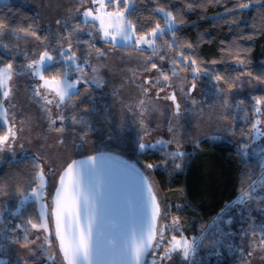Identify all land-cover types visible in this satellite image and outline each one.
Instances as JSON below:
<instances>
[{"label": "rangeland", "instance_id": "obj_1", "mask_svg": "<svg viewBox=\"0 0 264 264\" xmlns=\"http://www.w3.org/2000/svg\"><path fill=\"white\" fill-rule=\"evenodd\" d=\"M11 1L36 12L44 39L42 43L35 37L18 31L0 36V48L11 59L16 73L12 81V95L4 103L9 120V124L5 126L7 129L14 122L18 132L14 148L0 153V164L7 156H40L45 172L47 173L49 168L53 170L47 178V191L51 194L58 183L59 174L67 163L110 151L133 162L137 161L135 153L139 150L138 143L141 138L148 144L163 140L165 148L174 153H190L202 142L236 144L241 141L244 144V156L259 160L261 170L245 190L240 191L222 210L248 192L250 187H255L264 195V187L260 183L264 174V114L259 116L260 134L252 131V124L257 119L255 101L258 97L264 100V83L241 74L234 86L227 88L220 81L208 79L203 71L196 74L194 79L193 67L178 70V75L172 77V61L175 58L167 53L165 46H159L155 41L158 49L156 55H153L151 48L143 44V52L136 50L134 46L112 48L111 44L105 43L93 29L92 23L96 22L84 24L82 12L88 7H94L91 0L83 6L82 0ZM162 16L164 18L163 13ZM58 20L61 21L59 25L56 23ZM79 22L82 23L80 28L84 30L75 33L76 38L72 43L77 46L78 56L87 57L90 65L98 68L95 74L92 73L91 67L87 68L88 76L95 75L101 83L99 87L94 83L78 85L80 95L73 96L61 109H57L55 105L47 106L51 108L49 117L41 107L43 102L38 97H33L34 88L41 81L31 75L27 64L32 59H38L45 46L58 47L57 41L80 25ZM165 27L164 21L161 28ZM89 32L93 35H89ZM81 37H87L90 41L85 43ZM147 38L156 40V37ZM64 47H67V44H64ZM96 48L106 51V55L98 59ZM161 55L164 56L163 60L160 59ZM148 57L152 59L146 62ZM153 62L169 75L168 81H164L156 70H143L145 67L151 68ZM77 75L79 74L73 73L70 79ZM145 78L159 79L164 85V90L159 92V98L158 88L150 85H146L150 87L148 95L143 94L138 85L142 84ZM193 83L196 87L191 91V98H188L187 91L192 88ZM173 93L180 104L178 116L175 115L173 102L164 98ZM141 99L146 101L148 108L143 117L145 128L140 124L138 106ZM192 99H195V104ZM260 107L264 113V103ZM60 115L65 117L63 121L58 119ZM50 120H55L56 124L50 126ZM59 127L64 130L56 131L55 128ZM144 169L149 175L150 170L147 167ZM222 210L208 224L209 228L213 226L211 234H214L216 239V243H213L215 250L207 254L208 257L220 259L221 251L225 249L228 256L237 259V264H264V251L257 249L251 256L247 255L252 251L254 243L258 244L261 238L259 231L253 234V228H259L264 223V203L254 198L247 201L246 205L238 206L234 210L231 225L218 223ZM0 214V218L8 226L7 232L0 230V259L7 264H63L55 242L53 247L49 248L42 231L37 232L32 230L30 225L6 220L3 213ZM16 224L25 225L30 230L27 237L19 229L11 230ZM2 227L0 226V229ZM202 234L189 239L199 242V247L189 262L184 261L181 253L176 252L172 253V260L165 264L205 263L206 259L198 254ZM20 239L29 240L28 247L21 246ZM50 239L54 241L53 236ZM53 251L57 252L55 261L48 259ZM148 259L150 261L151 256Z\"/></svg>", "mask_w": 264, "mask_h": 264}, {"label": "snow or ice", "instance_id": "obj_2", "mask_svg": "<svg viewBox=\"0 0 264 264\" xmlns=\"http://www.w3.org/2000/svg\"><path fill=\"white\" fill-rule=\"evenodd\" d=\"M87 2L88 0H82L81 6ZM91 4L94 7H88L82 12L83 23L87 25L90 22H96L92 23L93 29L100 34L105 43L111 44L112 48L134 46L136 50L143 52L144 49L141 48L143 44L151 48L153 55H156L158 49L155 40L147 38L148 36L155 38L166 34V32H172L173 41L175 40L174 26L176 21L170 11L158 9L159 12L164 14L165 28H161L160 24H157L150 33L138 35L136 26L127 18V14L134 7L132 0H91ZM249 7H251L250 3L240 5L241 9ZM56 23L59 25L61 21L58 20ZM83 30L77 25L75 29L67 32L57 41L58 47L45 46V50L39 55V58L32 59L27 64V69L31 75L41 81L40 84L35 86L33 97H38L43 102L41 107L49 114V117H51V108L47 106L55 105L57 109H61L73 96L80 95L78 85L94 83L97 87L100 86L101 82L95 75L89 77L86 72V69L91 67L92 73L95 74L98 72V68L91 66L87 57L78 56L77 46L72 43V40L76 38L75 33ZM16 31L33 36L43 43L44 38L33 31L31 26L17 30L0 21V36ZM89 35H93V33L89 32ZM134 37L135 39H133ZM64 44H67V47H64ZM173 46L172 43L168 44L170 48ZM2 47L6 48L7 45H2ZM188 47H191V45H188ZM95 51L98 59L106 55V51L99 48H96ZM90 55L91 53H89ZM178 57L179 59L172 61V77L178 75V70H186L189 66L194 69V79L196 74L204 71L198 66L196 59H190L183 53H179ZM151 59L152 57H148L146 62L151 61ZM160 59L163 60L164 56L161 55ZM54 65H58L59 70L46 76L45 71L51 69ZM143 70L146 72L156 70L164 81L170 79L169 75L164 73L154 62L151 63V68L145 67ZM73 73L79 75L75 76L74 79H70ZM14 74L16 73L13 63L10 62L6 65L0 63V119H2L4 125L9 124L4 103L12 95ZM204 74L207 75L208 73L204 71ZM221 79L222 77L219 75L215 77L217 81ZM146 85L158 88V98L159 92L164 90V85L161 84L159 79L145 78L142 84L138 85L145 96L150 92V87H146ZM195 87L196 85L193 83L192 88L187 91L188 98H191V91ZM164 98L173 102L176 109L175 115L178 116L180 114V104L177 103L176 95L173 93ZM192 103H196L195 99H192ZM225 103L227 104V101ZM255 103L257 105L255 107L257 119L252 124V131L259 135L260 129L258 126L261 124L259 116L264 114L260 105L264 103V100L258 97ZM138 107L141 117L140 124L142 128H145L143 117L148 111L146 101L141 99ZM58 119L63 121L65 117L60 115ZM55 124V120H50V126ZM55 130L62 132L64 129L59 127ZM147 134L145 129V135ZM17 139L18 132L13 122L7 128V131L0 134V153L12 150ZM21 147L23 146L21 145ZM157 147L163 149L166 144L163 140L156 141L155 144H148L143 142V138L138 143L141 152L155 150ZM169 155L183 156V153L177 151L169 153ZM97 159L96 156H89L86 160H72L67 163L59 174L58 185L54 186V192L49 194L47 191V178L53 170L49 168L46 173L41 163L42 158L40 156L32 157L36 168L32 180L34 186L30 188V192L22 193L23 199L20 201V207H23L29 201L37 204L38 214L36 220L38 222H34L32 218H29L26 222L27 225H30L32 230L44 233V240L49 248H52L55 242L63 264H165V262L172 260V253L176 252L181 253L184 261L189 262L197 247H199V242L195 239H187L182 232L179 233V236L172 234L170 239L167 237L168 233L179 232V218L173 217L170 225L163 222L165 214L153 191L152 184L143 173L134 167L129 166V176L134 178L135 185L140 193L136 209L132 214L120 218L121 222L118 228L105 230L104 221L109 211L105 197L111 186V177L104 175L102 165H97ZM99 159L103 161V157ZM147 167L151 169L156 166L148 164ZM180 167V164H176L177 169ZM260 183L264 187V174H262ZM145 191L147 192L146 196L144 195ZM254 198L260 199L264 203V195H261L255 187H250L248 192L242 194L222 210L218 223L231 225L234 210L238 206L246 205L247 201ZM20 207L11 215L16 216L20 211ZM0 226H3L0 230L8 231V226L4 224L2 218H0ZM17 229L23 231L26 237L30 232L25 225L21 224H16L11 230L16 231ZM257 231H259L261 238L258 244L254 243L252 251L247 253L249 256L257 249L264 251V223L259 228H253V234ZM53 235L54 241L50 239ZM109 236L112 238L111 242H109ZM21 246L28 247V243H23ZM149 254L151 256L150 261L148 259ZM48 259L55 261L57 252L53 251ZM0 264H7V262L0 259Z\"/></svg>", "mask_w": 264, "mask_h": 264}, {"label": "trees", "instance_id": "obj_3", "mask_svg": "<svg viewBox=\"0 0 264 264\" xmlns=\"http://www.w3.org/2000/svg\"><path fill=\"white\" fill-rule=\"evenodd\" d=\"M132 3L134 7L127 18L136 26L138 35L150 33L157 24L163 25L165 19L158 9L173 13L175 40L172 32H166L155 41L157 45L165 46L167 53L175 59H179V53L196 59L198 66L208 73V79L219 75L222 77L219 81L227 88L233 87L241 74L264 83V0H132ZM242 3H250L251 7L241 9ZM0 21L17 30L31 26L39 36H44L36 12L20 3L0 0ZM79 24L82 27V23ZM81 39L90 41L87 37ZM169 43L174 46L168 47ZM10 62L0 48V63ZM58 70L59 66L54 65L45 71V75ZM5 131L6 126L0 119V134ZM243 145L241 141L236 144L202 142L183 156L169 155L174 152L159 147L135 153L137 161L134 162L155 189L165 214L163 222L170 225L173 217L179 218V232L168 233L167 237L170 239L172 234L179 236L182 232L191 239L203 233L198 254L206 262L193 264H237V259L228 256L225 249L221 251L220 259L208 257L216 243L211 234L214 228H209L208 224L260 173V161L246 158ZM148 164L156 167L150 169ZM176 164L181 167L177 169ZM144 167L150 170L149 175ZM35 172L32 156H7L2 160L0 213L6 220L25 225L29 218L38 222L37 204L31 201L24 204L16 216L11 215L16 212L22 193L30 192L34 186ZM28 241L20 239L21 244Z\"/></svg>", "mask_w": 264, "mask_h": 264}, {"label": "water", "instance_id": "obj_4", "mask_svg": "<svg viewBox=\"0 0 264 264\" xmlns=\"http://www.w3.org/2000/svg\"><path fill=\"white\" fill-rule=\"evenodd\" d=\"M91 156L98 158L97 165H102L104 175L111 177V186L105 197L109 211L104 221V228L105 230L116 229L120 226L121 217L130 215L135 211L140 195L134 178L129 176V166L138 169L146 177L147 175L135 162L118 154L99 152ZM88 157H82L76 160H86ZM100 157H103V161L99 159ZM144 195H147L146 191ZM111 241L112 238L109 236V242Z\"/></svg>", "mask_w": 264, "mask_h": 264}]
</instances>
